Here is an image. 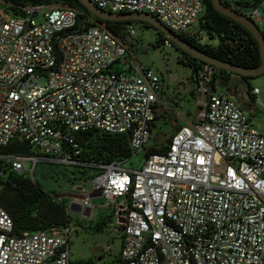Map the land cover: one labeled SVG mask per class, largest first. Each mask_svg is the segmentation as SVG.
Returning <instances> with one entry per match:
<instances>
[{
    "label": "built area",
    "instance_id": "1",
    "mask_svg": "<svg viewBox=\"0 0 264 264\" xmlns=\"http://www.w3.org/2000/svg\"><path fill=\"white\" fill-rule=\"evenodd\" d=\"M90 1L114 14H149L172 33L207 43L201 29L188 32L204 0ZM242 14L264 23L257 8ZM134 35L132 24L123 35L103 24L82 27L69 7L0 0V147L20 141L34 150L0 161L31 180L40 162L94 170L92 191L74 188L80 195L67 196V211L75 203L91 213L94 197L106 202L121 240L119 264H264V124L253 126L225 94L224 77L203 64L194 79L200 112L163 152L145 157L162 84L152 68L126 60ZM88 132L127 136L131 156L80 160L73 135ZM137 156L136 167H124ZM72 232L67 225L16 236L0 206V264H70Z\"/></svg>",
    "mask_w": 264,
    "mask_h": 264
},
{
    "label": "trees",
    "instance_id": "2",
    "mask_svg": "<svg viewBox=\"0 0 264 264\" xmlns=\"http://www.w3.org/2000/svg\"><path fill=\"white\" fill-rule=\"evenodd\" d=\"M13 5L44 4L57 5L72 8L78 12L79 24L87 27L92 24H103L115 35H123L126 25L137 22H110L101 21L86 12L77 0H2ZM221 3L240 13L246 9L257 8L264 19V3L261 0H221ZM12 13H17L15 8H8ZM145 26L148 24L142 23ZM199 28L204 32L207 43L197 44L192 37L187 34L178 35L184 42L197 48L204 54L217 60L231 63L243 68L254 69L260 65L259 49L256 41L251 34L236 22L219 14L212 7V0H204V13L199 19ZM259 28V27H258ZM264 35V31H261ZM160 42H163L162 35ZM183 63L191 69V77L194 81L198 70L203 62L184 54ZM217 70V73L228 81L229 72ZM247 81L248 77H241ZM251 89H248V95ZM165 118L163 115H155L152 123V131L155 122ZM181 126L176 123L174 132ZM75 143L78 145L81 154L80 160L95 163H109L114 160H123L131 156L128 137L124 135H110L97 132L75 133L73 135ZM151 140V139H150ZM167 140L166 145L169 143ZM166 145L157 148L150 146L145 152V157L152 153L163 152ZM0 154L32 155L34 150L26 143L13 141L6 147H0ZM80 173L85 178L95 174L92 169L79 168ZM0 169L3 176L0 177V206L9 215L13 222V234L19 237L40 231L51 232L52 229H60L69 225V212L66 204L59 202L51 194L43 191L35 182L28 177L16 175L9 170L8 166L0 161ZM86 171H91L87 174ZM86 172V173H85ZM111 222V217H106L98 222L95 229L98 231ZM70 264H95L94 260H79ZM119 264V260H117Z\"/></svg>",
    "mask_w": 264,
    "mask_h": 264
},
{
    "label": "rangeland",
    "instance_id": "3",
    "mask_svg": "<svg viewBox=\"0 0 264 264\" xmlns=\"http://www.w3.org/2000/svg\"><path fill=\"white\" fill-rule=\"evenodd\" d=\"M264 3V0H261ZM135 35L132 40V57L126 59L131 66L137 64L143 68H152L159 76L162 84L161 102L157 115L165 118L155 122L151 135L150 146L161 148L174 133L176 123L183 126L192 121L194 112V81L191 69L183 63V56L176 47L162 35L160 42L159 33L150 26L142 23H132ZM264 31V23L258 26ZM199 19L190 26L189 33L199 30ZM225 94L240 109L250 117L253 126L260 127L264 124V73L244 81L239 75L230 74L225 82ZM257 88L259 94L253 98L248 95V89ZM224 91V87H220ZM262 105H261V104ZM140 157H134L124 163V167H136ZM87 174L91 171H86ZM85 172V173H86ZM90 174V173H89ZM89 177L80 173V169L70 166L40 162L34 169L32 181L43 191L52 196L67 197L69 194L80 195L74 188L83 187L90 193L92 187ZM64 203H69L65 198ZM92 204L97 209L93 213V221L81 218L80 215L69 213V226L73 229L70 236V260H94L95 264H117L120 253V238L111 229L108 223L104 230L95 229L96 219L112 217V210L106 207V202L99 197L92 199ZM98 214L100 215L98 217ZM96 258H100L97 261ZM96 260V261H95Z\"/></svg>",
    "mask_w": 264,
    "mask_h": 264
},
{
    "label": "water",
    "instance_id": "4",
    "mask_svg": "<svg viewBox=\"0 0 264 264\" xmlns=\"http://www.w3.org/2000/svg\"><path fill=\"white\" fill-rule=\"evenodd\" d=\"M80 5L86 10L91 16L101 20V21H110V22H139L148 24L150 27L161 33L165 38H167L171 44L179 48L185 54L195 58L204 64L213 66L214 68L229 73L239 75L241 77L253 78L262 73H264V35H262L258 26L250 20L248 17L242 13L229 8L221 3V0H212V7L224 17L236 22L247 30L251 36L254 38L258 45L259 55H260V65L254 69L243 68L237 65H233L228 62L217 60L213 57H210L197 48L184 42L178 35L169 31L164 27L159 20L155 17L145 14V13H110L99 9L96 7L90 0H77ZM200 107H194V114L197 115L200 112ZM71 210L76 211L77 213L82 212V208L79 204H71Z\"/></svg>",
    "mask_w": 264,
    "mask_h": 264
},
{
    "label": "crops",
    "instance_id": "5",
    "mask_svg": "<svg viewBox=\"0 0 264 264\" xmlns=\"http://www.w3.org/2000/svg\"><path fill=\"white\" fill-rule=\"evenodd\" d=\"M193 115H194V112H193ZM192 118H193V116H192ZM95 198V197H94ZM97 209V208H96ZM96 209L94 210V211H96ZM94 211H92L91 213L90 212H88V211H86V212H84V213H77L76 211H69V213L70 212H72V213H75V214H78V215H80L81 216V218H83V219H87V220H89V221H93L94 219H93V213H94ZM100 215L98 214V217H99ZM100 219H96V221L95 222H100V221H102V219H105V218H101V217H99ZM105 222L107 223V220H105ZM108 224V223H107ZM106 227V226H105ZM104 227V228H105ZM104 228H103V230H104ZM120 250H121V240H120ZM119 255H120V253H119ZM96 260L97 261H100L101 259L100 258H96ZM95 260V261H96ZM118 260H119V256H118Z\"/></svg>",
    "mask_w": 264,
    "mask_h": 264
},
{
    "label": "flooded vegetation",
    "instance_id": "6",
    "mask_svg": "<svg viewBox=\"0 0 264 264\" xmlns=\"http://www.w3.org/2000/svg\"><path fill=\"white\" fill-rule=\"evenodd\" d=\"M157 32H158V31H157ZM158 33H159V32H158ZM159 34H161V33H159ZM161 35H162V34H161ZM175 47H176V46H175ZM176 49L180 52V54H181L182 56H184V54H185L184 52H182V51H181L179 48H177V47H176Z\"/></svg>",
    "mask_w": 264,
    "mask_h": 264
}]
</instances>
